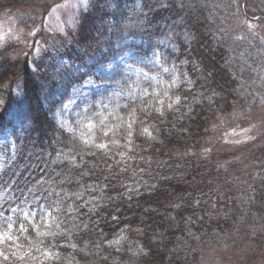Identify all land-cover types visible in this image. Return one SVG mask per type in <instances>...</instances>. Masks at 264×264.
<instances>
[{
    "label": "trees",
    "instance_id": "1",
    "mask_svg": "<svg viewBox=\"0 0 264 264\" xmlns=\"http://www.w3.org/2000/svg\"><path fill=\"white\" fill-rule=\"evenodd\" d=\"M109 1V7L117 11L113 0ZM46 2L0 0V18L22 6L51 4ZM197 2L188 0L183 6L171 2L156 16L148 5L150 14L141 15L146 22L135 28L149 34L178 20L180 32L175 31L174 38L182 48L176 54L191 63L199 81L201 66L222 71L224 53L208 22L217 16L209 17ZM103 3L106 0L94 1L88 22H100L106 11ZM111 19L114 24L117 17ZM185 31L192 37L190 43L184 42ZM9 50L0 45V96L10 104L8 114L0 116V136L10 131L17 150L0 176L11 177L15 183V165L22 172L21 187H30L43 176L52 181L56 192H62L59 199L52 197L60 207L49 209L47 226L39 230L44 234L32 229L21 234L23 251H16L29 257L21 261L10 256L9 264H200V251L212 238L227 235L228 240L237 232V243L264 244V196L241 201L233 192L228 175L219 170L223 164L217 167L219 157L211 152L204 105L152 115L151 131L137 128L131 143L81 138L55 120L57 105L50 106L44 99L41 89L47 85L45 91L51 90L56 81L53 74L36 76L33 64L15 58L12 51L16 50ZM17 86L22 95L17 94ZM100 138L106 139H96ZM99 143L107 147L96 148ZM260 170L257 167V185L264 177ZM0 194L3 199L18 195L12 185L0 186ZM123 232L126 241L116 250L113 243Z\"/></svg>",
    "mask_w": 264,
    "mask_h": 264
},
{
    "label": "rangeland",
    "instance_id": "2",
    "mask_svg": "<svg viewBox=\"0 0 264 264\" xmlns=\"http://www.w3.org/2000/svg\"><path fill=\"white\" fill-rule=\"evenodd\" d=\"M94 1L88 0L85 8L80 0H47L46 3L51 2L49 6H22L0 18V45L10 47L9 51L16 50L12 51L15 58L33 64L36 76L54 75L60 69L66 79L78 86L84 80H95L94 84L82 87L83 99L78 98L61 110L59 100L68 103L71 87L63 90L64 96L57 98L54 113L59 115H53L55 120L81 138L131 143L137 128L150 130L152 115L182 108L192 111L195 103L204 105L211 152L219 157L217 167L223 164L218 169L228 175L233 192L241 201L246 197L255 200L264 196L261 185H264V177L258 185L255 181L257 167H262L260 171L264 173V161H261L264 157V19L255 21L252 31L241 22L246 17L250 20L264 18V0H198L209 17L217 16L208 22L214 27L215 41L224 53L222 71L201 66L199 81L193 76L191 63L186 62L185 56L180 58L176 54L182 48L174 38L175 31L180 32L178 20L173 21L177 25L166 23L149 34L140 31L141 27L135 28V24L142 26L146 22L141 15L150 14L146 9L148 5L156 16L158 11H166L171 2L182 6L188 0H119L115 12L106 0L103 3L106 11L101 13L97 23L88 22ZM112 14L117 17L114 24ZM169 37L177 45L174 56L170 55ZM157 60L159 63H155ZM101 63L108 73L106 84L99 79ZM69 65L82 71L69 76L72 71ZM112 69L116 70L115 74ZM88 72L91 77L85 74ZM144 72L148 75L144 76ZM104 97L110 98L106 108L97 103L90 115L84 113L87 103ZM108 128L112 131L104 136ZM101 136L106 139H96ZM16 146L10 131L0 136V171L9 157L14 156ZM0 200H3L2 194ZM49 218L46 216L43 223ZM261 231L264 232V227ZM126 238V232L117 238L119 243H113L116 250L123 247ZM235 239L240 240L237 232L228 240L227 235L223 239H210L200 251V264H264V244L255 241L251 247L249 241L241 239L244 242L237 243ZM13 248L0 244V250H6V254ZM0 264H9V260L0 259Z\"/></svg>",
    "mask_w": 264,
    "mask_h": 264
},
{
    "label": "snow or ice",
    "instance_id": "3",
    "mask_svg": "<svg viewBox=\"0 0 264 264\" xmlns=\"http://www.w3.org/2000/svg\"><path fill=\"white\" fill-rule=\"evenodd\" d=\"M81 5L83 7H88V0H80ZM113 2L116 4V7H119V0H113ZM183 6V4H182ZM239 7V5H238ZM261 19H264L262 17H254L253 19H248L247 17L241 21L244 23L249 31H252L256 24L255 21H259ZM179 34V33H177ZM191 35L188 31H185L183 33V39L185 43H190L191 41ZM169 42L171 43V49L172 52H176L177 45L175 43L171 42V37L168 38ZM161 43H165L164 41H161ZM127 55V54H124ZM162 56L163 53H160ZM123 58V57H122ZM155 63H159V61H155ZM71 68V72L67 75H72L74 72H81L82 69L79 67L73 68L71 65L68 66ZM104 65L101 63V76L99 77L102 84L108 83V80L106 79L108 73L104 71ZM128 67H132V65H129ZM141 72L143 70H140ZM165 72L168 71L167 68L164 69ZM113 74H115L116 70L112 69ZM91 77V72L85 73ZM144 76H147L148 73L144 72ZM52 79L56 80L57 83L55 85L51 86V90L45 91L48 86L46 85L45 88H42L41 91L45 92L44 99L49 102L51 105H57V98L64 96V91L67 88L71 87V94L67 96L68 103L64 102V99L59 100V108L61 110L67 109L69 107L70 103H75L76 99L80 98L83 99L81 96V89L85 85H91L95 83V80L90 78L88 80L82 81V83L79 84V86L74 83L70 79H66L65 75H61L60 69H57V73L53 75ZM152 79H155V77H152ZM57 89H60L61 91H57ZM17 94L22 95L21 90L19 89V86H17ZM110 98L104 97L100 101L93 100L90 103H87V107L84 109L85 114H91V112L96 110V105L99 103L100 105L107 107L106 101H108ZM10 110V104L8 102V99H6L4 96H0V116L8 114ZM54 117L59 115V113H53ZM27 119V118H26ZM23 124V121H21ZM35 124V120H33V125ZM63 126V124H62ZM92 125L89 124V128H91ZM107 127V126H105ZM131 128V124H129V129ZM112 129L108 128L106 131H104V136H108L109 132H111ZM144 131H147V129H144ZM15 134V129H14ZM96 148L104 149L107 147L104 143H99L95 145ZM67 159V157H65ZM59 159V156L57 157ZM55 161H53L54 163ZM14 167L13 175L17 177V180L15 183L13 182L12 178L9 177L7 180H4L2 176H0V186L7 188L9 185H12L14 192H17L18 195H13L11 199H3L2 202H0V244H8L9 246H14L13 250L6 254V250H0V259L3 261H8L11 257H14L18 260L25 261L28 257V253H24L23 255L18 254L16 250L23 251L22 244L19 243L22 236L21 234L28 233L30 229L37 231L40 235H43L44 233L40 232L41 227H46L47 225L43 223L44 218L46 216H51L52 213L48 210L51 208H59L60 204L57 203L55 200L52 199L53 195L59 199L62 196V192H56L52 187V181L49 179L44 178L43 176L40 179H37L35 183L32 184V186L25 185L24 187H21L19 184V179L22 178V172L21 170L16 167ZM43 171H47L45 168ZM64 181L61 180L60 183H63ZM34 209H38V211H35ZM40 221V223H38ZM25 225H28L27 227ZM14 226H16V234L13 235V229ZM26 239V237H24ZM123 237H121L122 239ZM115 243H119V240L115 241ZM44 255H50L49 253H44Z\"/></svg>",
    "mask_w": 264,
    "mask_h": 264
}]
</instances>
